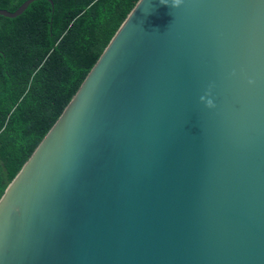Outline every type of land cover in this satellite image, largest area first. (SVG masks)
Returning <instances> with one entry per match:
<instances>
[{
  "label": "water",
  "instance_id": "water-1",
  "mask_svg": "<svg viewBox=\"0 0 264 264\" xmlns=\"http://www.w3.org/2000/svg\"><path fill=\"white\" fill-rule=\"evenodd\" d=\"M0 264H264V0H138L1 196Z\"/></svg>",
  "mask_w": 264,
  "mask_h": 264
},
{
  "label": "trees",
  "instance_id": "trees-1",
  "mask_svg": "<svg viewBox=\"0 0 264 264\" xmlns=\"http://www.w3.org/2000/svg\"><path fill=\"white\" fill-rule=\"evenodd\" d=\"M50 1L0 16V198L138 0Z\"/></svg>",
  "mask_w": 264,
  "mask_h": 264
},
{
  "label": "clouds",
  "instance_id": "clouds-1",
  "mask_svg": "<svg viewBox=\"0 0 264 264\" xmlns=\"http://www.w3.org/2000/svg\"><path fill=\"white\" fill-rule=\"evenodd\" d=\"M180 2V0H176V3L178 4Z\"/></svg>",
  "mask_w": 264,
  "mask_h": 264
}]
</instances>
